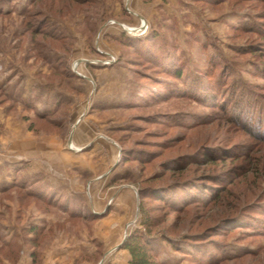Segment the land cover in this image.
I'll return each instance as SVG.
<instances>
[{
    "label": "rangeland",
    "instance_id": "obj_1",
    "mask_svg": "<svg viewBox=\"0 0 264 264\" xmlns=\"http://www.w3.org/2000/svg\"><path fill=\"white\" fill-rule=\"evenodd\" d=\"M260 26L264 0H0V232L7 243L15 236L11 250L18 255L11 260L0 242L2 264H25L26 256L29 264H44L57 240L71 247L66 264L96 263L106 240L115 255L141 227V202L164 221L158 228L176 236L218 232L222 221H216L229 206L264 225L260 129L242 126L241 118L229 117L232 111L200 97L166 92L182 85L168 73L175 55L203 72L211 50L225 57L232 76L264 87L256 67L264 62V34L254 29ZM32 96L36 107L25 103ZM43 108L53 113L40 118L35 111ZM223 148L233 154L220 158ZM208 150L216 156L211 163L202 161ZM209 175H225L226 190L216 202L202 203L209 196L193 187L168 193L185 200L182 211L171 212L161 199L142 201L146 185L204 187L214 183ZM245 230L216 233L226 240L224 260L215 262L214 252V261L194 255L186 242L168 246L162 258L264 264V235ZM89 243L95 257L86 256Z\"/></svg>",
    "mask_w": 264,
    "mask_h": 264
},
{
    "label": "trees",
    "instance_id": "obj_2",
    "mask_svg": "<svg viewBox=\"0 0 264 264\" xmlns=\"http://www.w3.org/2000/svg\"><path fill=\"white\" fill-rule=\"evenodd\" d=\"M41 22L43 21H40V23ZM257 24L259 26V22H257ZM254 29H257V32L261 34H264L263 27H257ZM126 41L127 37L125 39V42ZM210 52V58L209 61H207L209 62L207 64L208 70H205L203 72L200 67L197 66L196 63H194L193 68H191L192 66L188 65V61L184 60L181 54L175 55L176 59L175 61L172 60L171 63V68L173 69H168V73L177 80H180L182 82V85L181 88L176 89L169 87L166 92L170 93V97H200L199 99L201 101H208L209 103H211L212 106L214 105L215 107L225 110L226 112L232 111V114H230L229 116L231 117V119L235 120L237 116V118H241V120L238 119V122L242 126H248L249 129H252V127H258L260 130L258 133L255 132V134L260 137H264V87L258 85H248L246 82H243L236 76H232L231 69L229 67L225 69V66L229 64L226 62L225 57L220 52H218L217 55L214 54L215 56L213 55L212 50ZM260 52L262 51H257V49L255 50L252 48H248L247 53H255L256 55L258 53L261 55ZM164 55H169V52L167 51V53H164ZM256 67H259L258 75H264V62L260 61ZM219 68L220 71L218 74V72L216 71ZM190 69H193L194 73H190ZM223 69L225 72H223ZM35 98L36 96H32L31 99L25 100V103L29 107H36ZM50 111L53 113L52 109L48 108H43V110L36 109L35 112L36 115H38L40 118H45L46 116L52 114ZM233 151L234 150L232 148H223L222 154H218L220 155V158L226 159V156L233 154ZM128 156V154H125L124 157L128 158ZM137 157L141 158L143 157V154ZM202 157L204 158L202 159V161H209V163H211V158H214L216 156L211 153V150H208L207 152H204ZM189 159L193 158H190L189 156L187 157V160ZM176 166L177 165H174V168ZM258 172L260 173V170H257V173ZM220 176L221 175H217L216 177H213L212 175L208 176L207 180L214 181L213 184H210L212 186H210L207 182L205 183V181L201 179V183H205L204 187L190 185V183L192 182L183 181H175L172 184L166 186H161L160 184H158L153 187V185H150L151 187L148 188H146V185L141 188L142 201H145V199L149 198L161 199L165 202L166 207H168L171 212L182 211L184 208L187 207V204L184 202L185 200L180 199L178 201L176 200V198H170L168 197V193L175 189L193 187V189H199V191H201L204 196H209V198H206V200L202 199V203L207 204L208 202H216L221 197L224 190H226L225 188L227 184L225 180V175L221 176L222 178H220ZM13 184L17 187L26 186L25 182H13ZM211 187H213L212 190L210 189ZM218 188L219 190H217ZM29 193L32 194L31 191H29ZM33 195L47 197L40 192L36 194L35 192H33ZM193 201L190 202L192 203ZM195 201H197V199ZM227 210L229 211V213L228 211H226L224 215L219 218L218 221H216L219 223L220 221H222L221 225L217 226L220 229L218 232L216 231L215 233H212V230L210 231V233H205V231H199L189 235L176 236L170 234L169 231H165L164 229L158 228L160 227V225H162V223H164V221H161L160 216H157V214L152 215V213L148 211V209H146L145 202H141V227H138L134 231H132L125 238L120 247L129 252L131 256L129 264H168L167 261L162 258V255L166 252L168 246L180 249L178 248V245L181 242L188 243V245H190L195 251L196 254L194 255H201V257H207L211 256V254L214 252L216 254L215 262H218L221 259L224 260L227 256L224 250V244L226 240H222L221 238L216 239V233H220L219 235L225 237L229 236L230 234H233L234 230H236L237 228H244L249 230L244 231L245 235H264V225L259 221H257L259 222V225L250 222V219L254 220L255 217H253L252 214L249 215L246 212V209L238 211V208L235 209V206H229ZM261 211L263 214L264 208ZM98 216L99 215H95L93 217L95 219V217L98 218ZM260 224L263 225V228H260ZM209 234L213 235L209 236ZM14 238L15 236L9 243H7L4 241V234L0 232V242H2L1 246L8 247V249H10L9 253L13 254H11V258H9L11 260H14L15 262L18 256L17 250H15V252H12L11 250L12 248L16 249L17 247L13 243ZM210 246L213 248H209ZM212 260L214 261L213 257ZM0 264H2L1 259Z\"/></svg>",
    "mask_w": 264,
    "mask_h": 264
},
{
    "label": "crops",
    "instance_id": "obj_3",
    "mask_svg": "<svg viewBox=\"0 0 264 264\" xmlns=\"http://www.w3.org/2000/svg\"><path fill=\"white\" fill-rule=\"evenodd\" d=\"M71 147H74V146H71ZM21 153H23V152H21ZM22 155L23 154H21V156H19V158L24 157ZM21 160H24V159L22 158ZM25 160H28V158ZM16 161H18V160H16ZM98 206H99V203H97L95 205L96 208H98ZM116 225H118V224H116ZM107 228H110L113 231L114 223L113 222L109 223ZM102 243L104 244L106 251H103V254L100 256V259H98V261H96V263H94V264H127V263L129 264L131 256H130L128 251L125 252V250L121 249L120 252L113 255L111 253V251H109V249L107 250V246H108L107 240L105 242H102ZM52 248H53V250L50 251V253H48L47 256L44 255V257H45L44 264H66V262L64 261V258L66 257V255H69L68 252L71 250L70 245L69 244H63V243L59 242V240H57L56 243H53ZM74 248H75V246H74ZM86 249H87V247H86ZM88 249L89 250H88V252H86V256H87V253H88V255H91L93 257H95L98 254V252H97L98 250H96L97 248L91 247L90 243H89ZM46 257H47V260L49 257L48 262H46ZM23 259L26 262L25 264H29L31 261V258L27 257V256H26V258H23Z\"/></svg>",
    "mask_w": 264,
    "mask_h": 264
},
{
    "label": "built area",
    "instance_id": "obj_4",
    "mask_svg": "<svg viewBox=\"0 0 264 264\" xmlns=\"http://www.w3.org/2000/svg\"><path fill=\"white\" fill-rule=\"evenodd\" d=\"M124 27V26H123ZM129 30H131V31H133V30H135V31H142V30H140L139 28H129Z\"/></svg>",
    "mask_w": 264,
    "mask_h": 264
}]
</instances>
